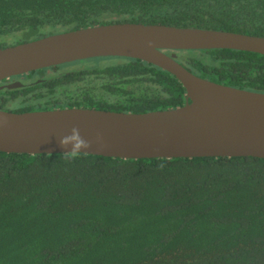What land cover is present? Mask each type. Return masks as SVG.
<instances>
[{
  "label": "trees",
  "instance_id": "16d2710c",
  "mask_svg": "<svg viewBox=\"0 0 264 264\" xmlns=\"http://www.w3.org/2000/svg\"><path fill=\"white\" fill-rule=\"evenodd\" d=\"M126 21L264 36V0H0V47ZM176 53L204 78L264 92V54ZM91 59L13 76L27 79L0 89V108L147 112L186 101L183 84L152 63ZM12 95L25 99L8 105ZM0 264H264V158L66 162L62 153L0 151Z\"/></svg>",
  "mask_w": 264,
  "mask_h": 264
},
{
  "label": "water",
  "instance_id": "95a60500",
  "mask_svg": "<svg viewBox=\"0 0 264 264\" xmlns=\"http://www.w3.org/2000/svg\"><path fill=\"white\" fill-rule=\"evenodd\" d=\"M215 48L264 54V36L126 21L0 47V81L76 60L120 56L161 67L186 89L183 105L147 112L82 106L23 112L0 108V151L62 153L65 149L59 139L77 127L91 142L86 151L93 155L123 159L264 158V92L204 78L179 62L175 52ZM20 85L15 81L6 87Z\"/></svg>",
  "mask_w": 264,
  "mask_h": 264
},
{
  "label": "clouds",
  "instance_id": "9594fccd",
  "mask_svg": "<svg viewBox=\"0 0 264 264\" xmlns=\"http://www.w3.org/2000/svg\"><path fill=\"white\" fill-rule=\"evenodd\" d=\"M71 131V135H65L59 139L61 147L65 149L62 154L66 162H72L80 159L81 156H86L88 153L86 149L91 146V142L81 136L80 130L77 127H73ZM70 144L72 147L68 150Z\"/></svg>",
  "mask_w": 264,
  "mask_h": 264
},
{
  "label": "flooded vegetation",
  "instance_id": "af4514ba",
  "mask_svg": "<svg viewBox=\"0 0 264 264\" xmlns=\"http://www.w3.org/2000/svg\"><path fill=\"white\" fill-rule=\"evenodd\" d=\"M61 32V31H60ZM50 34H53V33H50ZM50 34H47V35H50ZM43 36H46V35H43ZM199 50H204V49H199ZM177 52V51H176ZM116 57V56H115ZM96 58V57H95ZM88 59H91V58H88ZM83 60H86V59H83ZM77 61V63L80 61V60H76ZM76 61H72V62H76ZM89 62V61H88ZM91 62H95V61H91ZM67 63H71V62H67ZM65 64V63H64ZM60 65V64H59ZM72 65V64H71ZM56 66V65H55ZM50 67H52V66H50ZM46 68H49V67H46ZM41 69H43V68H41ZM37 70H39V69H37ZM33 71H35V70H33ZM30 72H32V71H30ZM25 74H28V73H25ZM25 74H21L20 76H22V75H25ZM15 76H19V75H15ZM7 80H8V82H6V83H4V84H1L0 86H4V88H7L6 87V85L7 84H9V83H12V82H15V81H20L21 82V85L20 86H18V87H21V86H23L24 85V81L27 79H24L23 77H21V78H13V76H11V77H9V78H6ZM5 80V79H4ZM3 81V80H2ZM1 82V81H0ZM4 88H2V89H4ZM15 88H17V87H14V88H8V89H15ZM24 99L25 98H23V97H14L13 95L10 97V98H8L7 100H6V102H7V104L8 105H15V104H17V103H20V102H22V101H24ZM67 107H72V106H67ZM83 107V106H82ZM57 108V107H56ZM58 108H62V107H58ZM52 109H54V108H52ZM37 110H42V109H37ZM27 111H31V110H27Z\"/></svg>",
  "mask_w": 264,
  "mask_h": 264
},
{
  "label": "rangeland",
  "instance_id": "374dc122",
  "mask_svg": "<svg viewBox=\"0 0 264 264\" xmlns=\"http://www.w3.org/2000/svg\"><path fill=\"white\" fill-rule=\"evenodd\" d=\"M99 58H102V57H99ZM107 58L108 57H106V58H102V59H91L89 62H88V64H90V65H94L95 64V62L98 64V65H104V64H106V63H108V62H110V60H107ZM91 61H95V62H91ZM73 62H71V64H72ZM79 66H82V64L81 63H76V64H73V67L72 68H74V67H79Z\"/></svg>",
  "mask_w": 264,
  "mask_h": 264
}]
</instances>
